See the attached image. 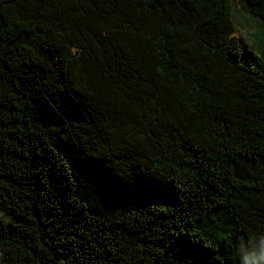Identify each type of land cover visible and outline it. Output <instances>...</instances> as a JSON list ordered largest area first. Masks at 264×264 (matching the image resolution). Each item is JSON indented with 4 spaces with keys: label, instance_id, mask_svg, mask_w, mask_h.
<instances>
[{
    "label": "trees",
    "instance_id": "obj_1",
    "mask_svg": "<svg viewBox=\"0 0 264 264\" xmlns=\"http://www.w3.org/2000/svg\"><path fill=\"white\" fill-rule=\"evenodd\" d=\"M260 237L264 0H0V264H241Z\"/></svg>",
    "mask_w": 264,
    "mask_h": 264
},
{
    "label": "rangeland",
    "instance_id": "obj_2",
    "mask_svg": "<svg viewBox=\"0 0 264 264\" xmlns=\"http://www.w3.org/2000/svg\"><path fill=\"white\" fill-rule=\"evenodd\" d=\"M237 17L235 15L233 20L234 31L232 32V35L234 37L243 39V41H245V43L249 45L251 43V39L249 37H257V35L259 34L258 24L255 26V23H257V21L243 12H238ZM246 18L251 19L254 23L252 21L243 22V20H245Z\"/></svg>",
    "mask_w": 264,
    "mask_h": 264
},
{
    "label": "clouds",
    "instance_id": "obj_3",
    "mask_svg": "<svg viewBox=\"0 0 264 264\" xmlns=\"http://www.w3.org/2000/svg\"><path fill=\"white\" fill-rule=\"evenodd\" d=\"M239 251L241 264H264V237H260L250 249L241 244Z\"/></svg>",
    "mask_w": 264,
    "mask_h": 264
}]
</instances>
